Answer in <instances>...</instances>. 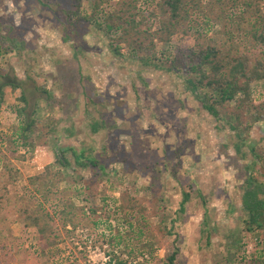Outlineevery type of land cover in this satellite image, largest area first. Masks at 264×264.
<instances>
[{"label":"rangeland","instance_id":"rangeland-1","mask_svg":"<svg viewBox=\"0 0 264 264\" xmlns=\"http://www.w3.org/2000/svg\"><path fill=\"white\" fill-rule=\"evenodd\" d=\"M91 1L81 0L76 7L74 0H0V35L17 44L13 53L0 58V89L20 84L27 114L34 110L37 121H57L55 135L36 134L26 146L5 139L7 150L0 148V159L5 157L12 171L9 193L26 208L28 179L54 165L59 183L53 196L83 207L88 223L69 239L54 203L42 204L43 212L38 207L40 218L50 220L49 234L63 239L59 258L51 262L38 245L41 238L27 221L29 215L5 219L0 224V264H166L173 252L175 264H247L264 258V228L246 232L241 207L242 183L250 172L246 165L255 159L251 149L262 155L253 174H264V125L255 124L248 139L237 137L201 110L178 76L114 59L103 31L93 30L95 22L102 24L106 8L92 19ZM66 12L75 13L81 25L70 26ZM83 17L89 23L83 24ZM191 19L209 36L221 37L218 27L201 17ZM194 44L192 36H175L169 47L155 44L156 57L167 58L176 45ZM138 76L147 86L141 96L135 93ZM1 90L0 137H10L19 128L15 111L23 103L17 100L20 91ZM251 91L254 105L264 103V82L252 84ZM143 107L151 108L152 119L143 115ZM56 147L101 161L104 173L78 168L71 154L70 168L61 170L52 151ZM257 177L264 183V177ZM183 191L190 200L179 218L175 212ZM36 205H29L31 211ZM174 219L176 236L163 234L160 228ZM150 241L155 243L152 255L141 250Z\"/></svg>","mask_w":264,"mask_h":264},{"label":"trees","instance_id":"trees-1","mask_svg":"<svg viewBox=\"0 0 264 264\" xmlns=\"http://www.w3.org/2000/svg\"><path fill=\"white\" fill-rule=\"evenodd\" d=\"M74 1L77 7L81 0ZM91 2L92 19L101 8H106L102 24L95 22L93 30L103 31L108 39V50L114 59L123 63H140L141 68L152 67L155 71L178 76L182 79L184 90L200 104L201 110L220 126L224 124L237 137L243 135L244 139H248L255 124L264 125V103L254 105L251 98L252 84L264 82V0H92ZM193 15L201 17L215 28L218 27L221 37L209 36L207 32L199 29L200 24L192 25ZM74 16L75 13L66 12L65 19L68 24L81 25V20L74 19ZM82 20L83 24L89 23L85 17ZM179 35L194 37V46L186 48L176 45L173 53L167 58L156 57V43L169 47L171 39ZM241 47H251L252 50L244 52ZM15 49H17L15 39L0 35V58L13 53ZM161 54L164 56V53ZM135 84L137 86L135 93L141 96L142 91L147 88L146 80L138 76ZM2 88H9L11 92L20 91L17 100L23 103V107L15 111L16 116L21 119L19 128L14 129L10 137L7 135L0 137V148L7 150L8 141L14 145L21 141L20 146H26V141L36 134H42V138L56 134L57 121L54 118L37 121L34 119V110L27 114V100L20 84L7 83ZM1 89L0 110L4 102V93ZM141 111L147 119L153 118L151 108L143 107ZM91 127L92 133H96L97 124ZM251 150L255 159L250 167L246 165L250 172L242 183L241 195V207L245 215L242 222L245 231L250 233L255 229L264 228V183L259 182L257 177V175L264 177V174H253L252 169V166L261 162L262 155L260 152L255 153L254 149ZM52 151L56 165L61 170H68L70 161L67 156L68 154L75 156L74 151L71 148L57 147ZM75 157L78 168H98L104 173L101 161L86 156L83 152ZM4 158L0 159L2 167L0 224L3 220L14 218L13 216L16 215H25L24 218L29 215L27 221L32 224L41 238L38 245H42L45 250L44 255L51 262H55L61 254L58 246L63 239L57 234H49L47 224L50 220L48 222L40 218L37 214L38 207L43 212L42 204L54 203V214L65 230L66 238L69 239L77 228L88 227L84 209L53 196V188L58 186L59 179L52 171L54 165L51 164L46 165L39 175L28 179L29 188L26 187L23 194L26 205L28 204L25 208L23 204L13 200L9 193V183L14 179L10 167L4 163ZM180 195L179 208L175 212L179 218L185 214L186 204L190 200L189 193L183 191ZM158 203L162 204L163 199ZM34 204H37L35 210L31 211L29 205ZM59 205L61 207H58ZM177 221V219L170 221L165 228H160L161 232L163 231L162 233L167 236H176ZM160 224L164 225L163 220ZM68 227L71 230H67ZM138 232L139 240H142L144 233L141 230ZM1 235L2 231H0ZM107 242L116 246L120 244V240L114 243L113 240L108 239ZM154 244L150 241L143 245L141 250L148 251L152 255ZM176 256L177 252L168 255L166 264H175ZM247 264H264V258H251Z\"/></svg>","mask_w":264,"mask_h":264}]
</instances>
